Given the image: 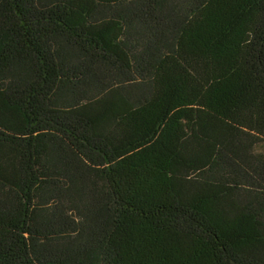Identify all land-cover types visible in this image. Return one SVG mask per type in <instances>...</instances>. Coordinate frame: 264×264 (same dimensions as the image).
Here are the masks:
<instances>
[{"label":"trees","instance_id":"1","mask_svg":"<svg viewBox=\"0 0 264 264\" xmlns=\"http://www.w3.org/2000/svg\"><path fill=\"white\" fill-rule=\"evenodd\" d=\"M0 264H264V0H0Z\"/></svg>","mask_w":264,"mask_h":264}]
</instances>
